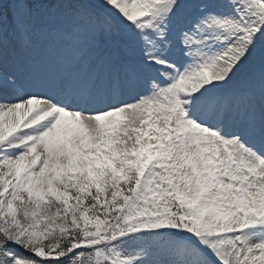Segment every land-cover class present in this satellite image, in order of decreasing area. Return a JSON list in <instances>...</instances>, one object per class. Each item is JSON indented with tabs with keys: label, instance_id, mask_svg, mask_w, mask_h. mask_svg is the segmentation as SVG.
<instances>
[{
	"label": "snow or ice",
	"instance_id": "1",
	"mask_svg": "<svg viewBox=\"0 0 264 264\" xmlns=\"http://www.w3.org/2000/svg\"><path fill=\"white\" fill-rule=\"evenodd\" d=\"M0 264H264V0H0Z\"/></svg>",
	"mask_w": 264,
	"mask_h": 264
}]
</instances>
